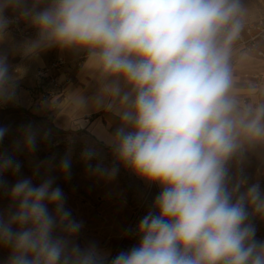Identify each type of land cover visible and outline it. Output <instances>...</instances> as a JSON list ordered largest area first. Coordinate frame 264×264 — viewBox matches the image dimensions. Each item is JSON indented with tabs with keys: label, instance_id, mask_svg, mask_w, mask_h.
<instances>
[{
	"label": "clouds",
	"instance_id": "9594fccd",
	"mask_svg": "<svg viewBox=\"0 0 264 264\" xmlns=\"http://www.w3.org/2000/svg\"><path fill=\"white\" fill-rule=\"evenodd\" d=\"M9 10L38 33L29 51L85 52L106 80L128 86L105 85L123 106L108 143L123 166L161 191L136 227L138 244L110 264H264V241L249 221V207L264 216V190L231 184L226 167L241 136L264 140V105L241 110L232 95L241 0H47L43 7L0 0V36L14 22ZM15 83L0 57V103L12 100ZM8 131L0 127V142ZM24 142L35 150L30 129ZM69 167L64 159L59 171ZM19 171L13 156L0 154V189L10 200L0 213V246L10 250L5 264H106L108 253L74 243L82 223L65 207L55 178L19 179L7 188L2 177Z\"/></svg>",
	"mask_w": 264,
	"mask_h": 264
},
{
	"label": "rangeland",
	"instance_id": "374dc122",
	"mask_svg": "<svg viewBox=\"0 0 264 264\" xmlns=\"http://www.w3.org/2000/svg\"><path fill=\"white\" fill-rule=\"evenodd\" d=\"M253 75L246 74V77L253 81ZM262 87L264 84L256 88ZM238 104L241 110L264 105V90L254 98L249 94ZM54 124L48 117L30 110L9 107L0 113V127L9 129L0 142V154L13 156L20 165L17 175L5 174L2 179L10 189L19 179L32 178L38 184L45 176L54 177V186H59L65 194V207L82 223L74 243L81 248L94 245L102 252L108 251L106 264H110L118 253L138 244L136 227L151 209L161 188L123 166L110 146L93 139L84 130H64ZM25 129L35 135L34 151L25 148ZM240 142L241 149L226 165L230 182L236 184L243 180V188L258 183L264 190V140L241 136ZM85 150L92 151L91 159L83 158ZM64 159L70 167L68 173L62 174L59 165ZM112 168L117 169L115 177L102 174ZM9 205L7 192L0 189V213L7 211ZM249 212L256 239L264 241V216L251 207ZM9 253L8 248L0 246V264H5Z\"/></svg>",
	"mask_w": 264,
	"mask_h": 264
},
{
	"label": "crops",
	"instance_id": "0c3cea01",
	"mask_svg": "<svg viewBox=\"0 0 264 264\" xmlns=\"http://www.w3.org/2000/svg\"><path fill=\"white\" fill-rule=\"evenodd\" d=\"M47 0H30L39 7L45 6ZM242 20L248 16L264 17V0H241ZM7 15L16 19L18 32L12 23L7 33L0 36V57H5L10 73L16 78L14 89L17 96L9 101L10 108H24L35 114L48 117L54 125L64 130H84L95 140L107 144L114 130L121 125L117 112L122 110L118 98L106 91V83L119 86L123 91L128 86L119 79L101 75L97 67L87 60L85 52L59 50L57 48L29 51L28 45L38 38L37 31L31 24L9 10ZM62 57L68 63L54 70L57 75H70L72 83L61 95L45 101L43 105L31 96L30 90L36 84L39 69L48 67L57 58ZM233 75L232 95L238 103L250 94L252 98L264 90L254 86L246 74L264 71L262 60L247 54L239 55L236 63L231 65ZM258 92V93H257ZM251 104V103H250ZM111 105V108H109Z\"/></svg>",
	"mask_w": 264,
	"mask_h": 264
},
{
	"label": "built area",
	"instance_id": "2783aa9c",
	"mask_svg": "<svg viewBox=\"0 0 264 264\" xmlns=\"http://www.w3.org/2000/svg\"><path fill=\"white\" fill-rule=\"evenodd\" d=\"M13 29L18 32L19 28L14 20ZM243 29L240 33L239 39H237L232 45L230 63L233 65L236 63L239 55L247 54L254 56L264 63V17L254 18L248 16L245 20H242ZM68 62L59 57L55 59L50 66L44 67L38 70L36 84L30 90L32 97L37 99L39 105H43L45 101L51 100L61 95L67 87L72 83L73 77L66 75H57L54 70H58L64 67ZM253 84L255 87L264 84V71L261 73H254ZM17 96V90L14 89V97ZM8 103H0V113L8 109Z\"/></svg>",
	"mask_w": 264,
	"mask_h": 264
},
{
	"label": "trees",
	"instance_id": "16d2710c",
	"mask_svg": "<svg viewBox=\"0 0 264 264\" xmlns=\"http://www.w3.org/2000/svg\"><path fill=\"white\" fill-rule=\"evenodd\" d=\"M11 110V109H10ZM13 110V109H12ZM19 110H22V111H26V109H24V108H19Z\"/></svg>",
	"mask_w": 264,
	"mask_h": 264
},
{
	"label": "bare ground",
	"instance_id": "6f19581e",
	"mask_svg": "<svg viewBox=\"0 0 264 264\" xmlns=\"http://www.w3.org/2000/svg\"><path fill=\"white\" fill-rule=\"evenodd\" d=\"M105 253H108V251H106V250H103Z\"/></svg>",
	"mask_w": 264,
	"mask_h": 264
}]
</instances>
